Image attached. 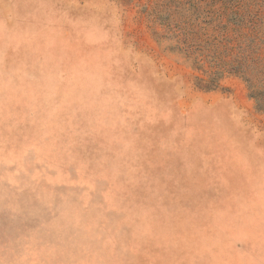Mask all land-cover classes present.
<instances>
[{
	"label": "rangeland",
	"instance_id": "obj_1",
	"mask_svg": "<svg viewBox=\"0 0 264 264\" xmlns=\"http://www.w3.org/2000/svg\"><path fill=\"white\" fill-rule=\"evenodd\" d=\"M163 1L0 0V264H264V73L200 88Z\"/></svg>",
	"mask_w": 264,
	"mask_h": 264
},
{
	"label": "trees",
	"instance_id": "obj_2",
	"mask_svg": "<svg viewBox=\"0 0 264 264\" xmlns=\"http://www.w3.org/2000/svg\"><path fill=\"white\" fill-rule=\"evenodd\" d=\"M200 1L164 0L159 9L151 10L153 18L166 30L165 34L159 35L160 42L173 41L166 46L168 50L180 55L193 68L208 74L207 81L198 78L200 88L217 87V79L224 72L240 75L248 83L250 96L257 100L260 108L258 99L263 91L255 88L253 78L254 73H264V65L259 67L260 59L252 49L253 40L243 32L244 28L252 29L255 24H246L233 6H201ZM212 15L219 17L218 20ZM207 28H211L214 34H207ZM204 64L207 69H204Z\"/></svg>",
	"mask_w": 264,
	"mask_h": 264
}]
</instances>
